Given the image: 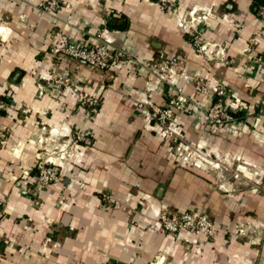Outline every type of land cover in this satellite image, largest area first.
<instances>
[{
	"label": "crops",
	"instance_id": "0c3cea01",
	"mask_svg": "<svg viewBox=\"0 0 264 264\" xmlns=\"http://www.w3.org/2000/svg\"><path fill=\"white\" fill-rule=\"evenodd\" d=\"M38 1L0 0V264H148L157 254L165 264H264V0H58L52 14ZM195 14L209 57L177 20ZM100 29L122 52L109 68L56 49L89 45ZM171 57L176 74L162 80ZM58 74L99 105L55 88ZM196 75L224 88L231 121L207 120L217 95L195 93ZM176 87L197 109L177 112L164 135L148 111ZM52 146L66 150L62 179L38 190L36 165ZM163 205L204 206L213 237L160 231Z\"/></svg>",
	"mask_w": 264,
	"mask_h": 264
},
{
	"label": "built area",
	"instance_id": "2783aa9c",
	"mask_svg": "<svg viewBox=\"0 0 264 264\" xmlns=\"http://www.w3.org/2000/svg\"><path fill=\"white\" fill-rule=\"evenodd\" d=\"M169 1V0H164ZM37 6L45 13H53L61 7V2L58 0H39ZM194 13V12H193ZM260 19L264 25V7L259 11ZM201 17L196 14L192 16L188 21L182 16L177 17L179 24L183 25L189 34L192 36L191 42L198 54H204L207 57L212 54V50L208 48L209 43L203 40L202 34L197 28L196 20ZM110 38L104 31L100 29L97 31L94 40L89 45H77L69 42L63 45H59L56 49L64 55L83 61L90 69H106L111 66L112 63L117 62L122 56L121 51L111 52L109 50ZM220 56L223 55V50L218 52ZM179 61L177 57H171L164 61L160 66V79L169 80L174 77L177 71ZM193 81V90L195 93L205 95L208 91H213L217 95V100L212 102L206 110V118L214 126L226 123L233 119V116L227 111L225 105L222 102V97L225 94V90L222 86L212 83L200 75H196ZM66 81H60L65 87ZM175 93L169 98L166 104L152 105L148 111V117L155 122V125L161 129L164 135H173L174 127L173 120L177 112L189 111L190 109H197L192 100L185 94L182 87H176ZM78 103L82 106L95 107L99 100L97 97L87 94L84 90L80 91L78 95ZM5 104L0 100V110H3ZM4 132L0 131V142H4ZM78 138H82L81 133H77ZM179 146H177V149ZM183 158H187L185 154H182ZM60 154L55 156H46L37 163V172L35 176L36 189L42 188L49 183L56 181L59 178L58 166L61 163ZM242 169V166L238 165ZM111 197V195H108ZM102 197L107 198V194H103ZM4 202V198H0V205ZM155 219L157 221V228L162 232L178 233L180 231L197 232L206 236H212L215 233V223L210 218L209 214L205 211V208L195 209H171L165 205L158 207L155 211ZM149 264H165L162 257H155Z\"/></svg>",
	"mask_w": 264,
	"mask_h": 264
},
{
	"label": "rangeland",
	"instance_id": "374dc122",
	"mask_svg": "<svg viewBox=\"0 0 264 264\" xmlns=\"http://www.w3.org/2000/svg\"><path fill=\"white\" fill-rule=\"evenodd\" d=\"M41 10V9H40ZM58 10V9H57ZM56 10V11H57ZM42 11V10H41ZM56 11H54L53 13H55ZM49 14H52V13H49ZM62 55H64V53H62V52H60ZM64 56H66V55H64ZM66 57H68V56H66ZM50 82H51V84H53L54 86H55V88H57V89H59V90H64V89H66L67 87H71V88H73V90L76 92V94H77V102H78V95H79V93H80V91H83L84 89L83 88H80L78 85H76L75 83H73L71 80H70V78H68L67 76H65V75H61V74H58L57 76H55V77H52L50 80H49ZM60 81H66L65 83H67V86L65 87L63 84H61L60 83ZM49 82V83H50ZM99 105V103L96 105V106H98ZM95 106V107H96ZM4 132V136H3V139H4V142H5V140H6V137H7V135H6V132L5 131H3ZM76 135V137H77V133L75 134ZM53 148H47V150L49 151V153H51V155L50 156H52L54 153H55V155H53V158L55 159V156H58L59 154H60V156H61V160H62V156L64 155V153H66V150H65V148L64 147H62V148H59L58 149V146H52ZM53 153V154H52ZM48 155V154H47ZM43 159V158H42ZM40 160H41V158H40ZM38 163V162H37ZM38 169V168H37ZM57 171H58V174H59V178L56 180V181H53V182H58V181H60L61 179H62V173L59 171V168L57 169ZM53 182H51V183H53ZM50 184V183H49ZM48 184V185H49ZM47 186V185H46ZM45 187V186H44ZM43 188V187H42ZM103 196V194H101V197ZM118 203V202H117ZM201 207H203V208H205L204 206H201ZM201 207H198V208H201ZM189 210V209H188ZM205 211L207 212V210H206V208H205ZM208 213V212H207ZM210 216V215H209ZM210 218H211V216H210ZM165 233H168V232H165ZM172 234H174L175 236H177L178 235V233H172ZM209 238H212L213 237V235L212 236H208ZM157 256H158V254H157ZM155 259V257L154 258H152L151 260H154ZM149 264V263H148Z\"/></svg>",
	"mask_w": 264,
	"mask_h": 264
},
{
	"label": "trees",
	"instance_id": "16d2710c",
	"mask_svg": "<svg viewBox=\"0 0 264 264\" xmlns=\"http://www.w3.org/2000/svg\"><path fill=\"white\" fill-rule=\"evenodd\" d=\"M1 111V110H0Z\"/></svg>",
	"mask_w": 264,
	"mask_h": 264
}]
</instances>
